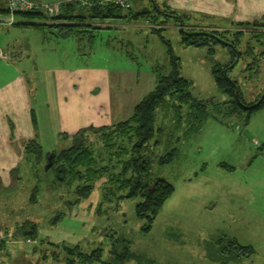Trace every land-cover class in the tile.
<instances>
[{
  "label": "rangeland",
  "instance_id": "obj_1",
  "mask_svg": "<svg viewBox=\"0 0 264 264\" xmlns=\"http://www.w3.org/2000/svg\"><path fill=\"white\" fill-rule=\"evenodd\" d=\"M131 1L132 13L146 7L151 16L164 20V29L159 30L164 39L144 20H130L137 24L132 26L125 19H107L104 25L114 29H102L92 39L91 49L86 39H77L80 50L90 53L78 61L108 66L110 79L116 77L119 64L125 68L134 65L144 72L155 68L167 75L171 71L167 49L172 48L178 57V75L190 82L193 100L206 108L204 118L191 116L186 103L172 98L155 108L153 136L146 148V179L166 180L173 193L144 232L145 218L135 212L140 197L118 200V194L110 191L115 183L104 182L109 173L94 180L90 193L81 196L76 186L88 183L67 178L56 181L54 167L45 169L47 156H35L31 150L19 171L11 173V179L7 174L0 184V244L4 245H0V264H63L64 248L75 245L85 253L101 247V259L111 263L112 249L119 251L127 246L130 257L125 264H264V103L248 114L247 109L227 102L228 97L216 86L212 69L231 60L228 46L218 41L204 47L181 42L189 28L206 26L204 17L186 13L182 23H175L173 18H163L152 9L153 0ZM154 1L160 6L161 0ZM260 21L264 23V19ZM216 23L219 27L227 25L226 21ZM18 35L20 40L26 38L37 45L33 52L35 66L55 64V40L57 52L64 46V41L59 44L61 39L53 36L45 40L41 35ZM107 35L111 36L109 46L124 49L132 59L126 55L111 60L97 57L106 45ZM246 38L252 55L258 59L241 56L227 72L240 91L243 105L260 99L264 93V37L249 33ZM99 99L121 102L113 93ZM88 134L95 161L94 157L100 156L101 141L93 133ZM69 146L71 143L61 142L54 149ZM83 161L89 160L84 157ZM100 164L110 166L111 162L104 158ZM110 171H114L113 166ZM24 222L35 225V239L25 238L23 231L16 235V228ZM233 239L251 245L253 253L236 259L238 250L229 243ZM52 251H60L57 260Z\"/></svg>",
  "mask_w": 264,
  "mask_h": 264
},
{
  "label": "crops",
  "instance_id": "obj_2",
  "mask_svg": "<svg viewBox=\"0 0 264 264\" xmlns=\"http://www.w3.org/2000/svg\"><path fill=\"white\" fill-rule=\"evenodd\" d=\"M33 1L48 3L61 0ZM159 4L184 17L186 13L201 15L208 21L206 26L213 27H219L216 22L226 21L229 24L230 21L260 20L264 16V0H161ZM0 8H6V0H0ZM130 8L132 10V2ZM7 18L8 13L0 16L3 27L0 29V50L8 52L7 56H0V184L7 179V174L11 179V173L19 171L20 164L28 159V152L36 145L40 148L39 156L53 152L61 142L71 143L72 136L81 129H89L86 135L93 133V137L99 139V133L94 129L127 119L145 92L155 87L158 74L155 68L144 72L136 70L134 65L125 68L119 64L116 77L110 79L108 66L87 65L78 61L81 56L90 53L80 50L77 39H86L90 48L92 39L102 29H114V26L104 25L106 21L93 22L100 28L94 30L91 37H59L46 29L8 24L5 21ZM144 22L153 26L148 20ZM19 32L24 37L41 35L46 40L53 36L61 39L59 44L64 41V46L57 52L58 41L55 40V64L35 66L33 52L38 47L26 38L20 40ZM110 37L106 36V45L97 57L104 60L128 57L124 49L119 51L109 46ZM48 56L41 55L42 58ZM128 58L132 59V56ZM111 93L115 98L118 96L121 102L99 99V96Z\"/></svg>",
  "mask_w": 264,
  "mask_h": 264
},
{
  "label": "trees",
  "instance_id": "obj_3",
  "mask_svg": "<svg viewBox=\"0 0 264 264\" xmlns=\"http://www.w3.org/2000/svg\"><path fill=\"white\" fill-rule=\"evenodd\" d=\"M55 2H59V10L54 16L47 17L40 8L21 11L16 13L19 17L17 16L18 19L13 24L18 27L46 29L59 37L71 35L91 37V33L100 28L99 25L93 22L102 23L107 19L113 20L121 18L135 21L144 19L152 23L154 27L153 32L159 34L161 39H164L159 31H162L164 27L159 28L156 26L158 23L162 25L164 20L158 21V17L151 16L148 9L132 13L131 8L122 10L119 6L104 2L103 0H88L87 4H81L80 0H61ZM151 6L161 17L173 18L175 23L179 22V19H184V15L177 14L176 11L169 9V7H160L154 0ZM7 13L9 14L7 8H0V16ZM16 14H14V17H16ZM20 17L21 19H19ZM262 19H264V16ZM188 30L190 32L196 30L207 31L226 42L222 44L228 46L231 52V60L221 68L214 66L212 71L216 86L228 97L227 102H233L235 106L239 105L238 108L247 109L246 113L248 114L252 109L264 103L263 97L257 104L258 99L249 103V105L253 104V107L243 108L240 105L242 101L240 91L235 81L229 78L227 73L230 69L229 65L233 63L236 54L239 57L251 55L254 61L258 59V57L252 55L249 38L245 39V35L253 33L254 35L261 34L264 37V23L260 20L237 21L229 23L225 27L209 26L201 29ZM184 34L185 36L181 37V42L184 45L204 47L208 46L210 41H220L216 37L209 35ZM166 42L167 46H169L168 40ZM208 52L212 53L213 49H208ZM260 53V57H262L263 52ZM167 55L169 56L171 71L167 75L162 73L157 74L155 87L134 106L132 114L127 119L114 124L116 125L115 127L111 125L105 128L94 129L98 131L99 140L101 141L99 148L101 150L100 156L94 157L95 161L91 157L93 152L90 144L88 145L89 139L86 135V131L89 129H81L72 136L71 146L60 151H53V163L50 167H54L56 181L67 178L68 180L72 179V181L78 180L88 183L81 185L82 187L79 185L76 186L75 189L81 196H87L90 193L92 188L90 184L94 180L96 181V179L109 173L104 182L115 183L114 190L110 191L118 194V200L140 197L141 200L135 205V212L139 217L145 218V224L142 227L144 232L149 230L154 215L157 214L164 202L173 193L172 185L166 180L157 178L154 181H149L146 179L148 176L146 159L148 150L146 148L153 136V114L155 108L161 101L172 98L175 102L186 103L189 108L188 110L191 112V116L204 118L206 114L205 105L196 102L191 97L189 90L190 82L178 75V57L173 54L171 47H168ZM224 70H227L225 74ZM236 90L238 91V96H236ZM117 131L119 132L115 133ZM59 135L64 136L63 134ZM34 148H31V150L36 152V156H39L40 148L37 145ZM103 151L106 155L103 154ZM48 154L49 152L45 155L48 156ZM84 157L89 161L84 162ZM104 158H108L111 162L110 166L114 167V171H110V166L100 164ZM97 163H99V166H97ZM92 173H94L93 176H91ZM21 231H23L25 238H36V228L32 222H24L21 227H17L16 235L21 234ZM2 241L0 239V243ZM229 243L232 245V248L238 250L236 259H241L253 253L251 245H241L235 239L230 240ZM0 245L4 246L3 244ZM34 248L35 246L30 251H34ZM46 251L47 249L43 252L44 258L47 257L48 252L46 253ZM64 251L63 264H125L128 256L130 257L127 246L122 247L119 251H116L114 248L112 249L113 263L105 262L101 259V247L85 253L80 251L79 245H75L71 248H64ZM59 252H51L53 259L57 258Z\"/></svg>",
  "mask_w": 264,
  "mask_h": 264
},
{
  "label": "built area",
  "instance_id": "obj_4",
  "mask_svg": "<svg viewBox=\"0 0 264 264\" xmlns=\"http://www.w3.org/2000/svg\"><path fill=\"white\" fill-rule=\"evenodd\" d=\"M104 2L112 3L119 6L122 10H128L131 7V0H103ZM81 4H87L88 0H80ZM6 8L9 11L8 18L5 20L8 24H13L16 19L14 14L21 11H28L40 8L47 17H52L58 13L59 2H51L37 4L33 0H6ZM8 52L0 50V56H7ZM27 241H30L29 239Z\"/></svg>",
  "mask_w": 264,
  "mask_h": 264
},
{
  "label": "water",
  "instance_id": "obj_5",
  "mask_svg": "<svg viewBox=\"0 0 264 264\" xmlns=\"http://www.w3.org/2000/svg\"><path fill=\"white\" fill-rule=\"evenodd\" d=\"M161 11V10H160ZM179 23H182V19H179ZM182 31H183V29H182ZM187 34H201V35H209V36H212V37H216L215 35H213V34H211V33H209V32H207V31H202V30H196V31H185ZM217 38V37H216ZM218 39V38H217ZM218 40H220L219 42L220 43H226L225 41H223V40H221V39H218ZM237 60H238V55L236 56V58H235V60H234V62L229 66V68H232L233 67V65L237 62ZM226 72V70H224V73ZM236 96H238V91L236 90ZM264 97V93L262 94V97L260 98V99H258V101H257V103H259L261 100H262V98ZM238 101H239V99H238ZM240 102V101H239ZM241 103V102H240ZM256 103V104H257ZM53 156H54V153L53 152H50L49 154H48V156H47V161H46V163H45V169L47 170L48 168H50L51 166H52V163H53V161H52V158H53Z\"/></svg>",
  "mask_w": 264,
  "mask_h": 264
},
{
  "label": "flooded vegetation",
  "instance_id": "obj_6",
  "mask_svg": "<svg viewBox=\"0 0 264 264\" xmlns=\"http://www.w3.org/2000/svg\"><path fill=\"white\" fill-rule=\"evenodd\" d=\"M237 55H238V54H236V56H237ZM236 56H235V58H236ZM235 58H234V60H235ZM239 58H240V57H239V55H238V59H239ZM237 61H238V60H237ZM233 62H234V61H233ZM236 63H237V62H236ZM230 65H231V64H230ZM230 65H229V66H230ZM233 66H234V65H233ZM226 71H227V70H226ZM225 73H226V72H225ZM225 73H224V74H225ZM256 103H257V102H256ZM241 104H242V103H241ZM242 105H243V104H242ZM252 105H253V104H252ZM252 105H249V104H246V105H245V104H244L243 106H244L245 108H249V107L252 106Z\"/></svg>",
  "mask_w": 264,
  "mask_h": 264
}]
</instances>
